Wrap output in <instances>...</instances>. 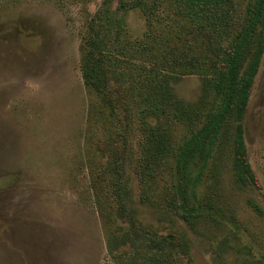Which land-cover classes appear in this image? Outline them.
I'll return each instance as SVG.
<instances>
[{"label": "rangeland", "instance_id": "obj_1", "mask_svg": "<svg viewBox=\"0 0 264 264\" xmlns=\"http://www.w3.org/2000/svg\"><path fill=\"white\" fill-rule=\"evenodd\" d=\"M122 1L136 4L119 52L102 47L112 66L101 90L87 79L95 34L108 27L96 13ZM251 8L0 0V264H264V48L241 120L226 117L201 169L181 159L220 107L223 50ZM238 124L254 174L245 183Z\"/></svg>", "mask_w": 264, "mask_h": 264}, {"label": "trees", "instance_id": "obj_2", "mask_svg": "<svg viewBox=\"0 0 264 264\" xmlns=\"http://www.w3.org/2000/svg\"><path fill=\"white\" fill-rule=\"evenodd\" d=\"M188 3H205V4H218L228 0H177ZM122 1L115 11L106 14L100 12L96 13V18L99 23H108V27L104 25V30L100 27V32L95 34V39L92 44L93 56L92 63L88 70L87 79L97 88L101 90L109 86L108 71L112 66V62L108 55L102 52L104 45H109L113 51L119 52L118 36L120 34V24L123 13L127 9L134 7L135 1L130 4V8ZM107 9V8H105ZM103 16V17H102ZM258 28V36L256 40V47L254 49L252 58L246 68L243 70L241 77L237 76L238 61L241 57L242 49L253 35L254 31ZM117 29L119 32L117 33ZM108 43V44H107ZM108 47V46H107ZM264 48V0H252L251 16L249 22L243 32L231 44H228L223 50L222 59L220 61V73L223 78L221 85H223V97L217 113L201 130L197 131L191 136L184 144L181 153V159L186 161L187 157L193 155L194 159L190 161L188 171L192 168L201 169L206 165L208 158L211 157L215 140L219 132L220 125L224 122L226 117L234 113L238 121L244 113V109L248 100V90L251 81L256 73L260 56ZM233 145V161L234 169L237 178L240 182L245 183L249 178L254 181V174L248 165L244 145L241 137L240 125L236 130Z\"/></svg>", "mask_w": 264, "mask_h": 264}]
</instances>
